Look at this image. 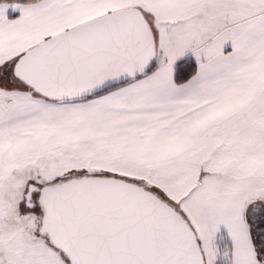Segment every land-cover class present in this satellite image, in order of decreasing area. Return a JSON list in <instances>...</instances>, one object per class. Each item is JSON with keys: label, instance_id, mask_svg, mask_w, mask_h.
I'll return each mask as SVG.
<instances>
[{"label": "snow or ice", "instance_id": "obj_1", "mask_svg": "<svg viewBox=\"0 0 264 264\" xmlns=\"http://www.w3.org/2000/svg\"><path fill=\"white\" fill-rule=\"evenodd\" d=\"M0 264H264V0H0Z\"/></svg>", "mask_w": 264, "mask_h": 264}]
</instances>
